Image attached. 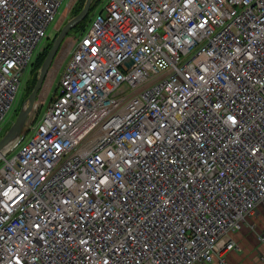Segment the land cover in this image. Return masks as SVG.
Returning <instances> with one entry per match:
<instances>
[{"label": "built area", "instance_id": "built-area-1", "mask_svg": "<svg viewBox=\"0 0 264 264\" xmlns=\"http://www.w3.org/2000/svg\"><path fill=\"white\" fill-rule=\"evenodd\" d=\"M63 2L0 0V130ZM263 202L264 0H106L0 156V264L223 262Z\"/></svg>", "mask_w": 264, "mask_h": 264}, {"label": "rangeland", "instance_id": "rangeland-1", "mask_svg": "<svg viewBox=\"0 0 264 264\" xmlns=\"http://www.w3.org/2000/svg\"><path fill=\"white\" fill-rule=\"evenodd\" d=\"M76 0H64V2L62 3V6L60 7L59 13L57 14L56 20L55 22L49 26L48 28V37L49 40L48 41H52L53 37L55 35V33H59V31L62 29V27L67 23V21L72 18L73 16H71L70 14V10L73 6V4L75 3ZM82 36V32L78 31L77 29H73L70 30L68 32V34L65 36V38L63 39V43H62V47L59 51V54L56 58V60L54 61V63L52 64L51 68H50V72L44 82L43 88L40 92L39 98H38V105L37 108L35 109V111L33 112V117L36 113V110L39 108L40 106V116L43 115V113L46 111L47 106L49 105V103L47 104V102L51 99H53V97L55 96L58 88H59V78H60V74H61V70L63 67V61H65L71 52V48H72V43H73V39H79ZM47 41V42H48ZM46 45L45 41L43 42V44L39 47L37 54L39 52H41V50L43 49V47ZM27 74L25 75V77L22 80V84L20 87V96H22L26 89V83H27V78L29 77V72H30V68L29 70H27ZM21 99L19 104L14 105V112L13 110L9 113V115L6 117L5 122L2 125V128L0 130V137L7 131V129L10 127V125L12 124V122L14 121L16 115H17V111L19 110L20 107H22L21 105ZM14 115V116H13ZM32 117V118H33ZM30 122L29 121L26 125V127L24 128V131L27 130V128H29L30 126ZM29 132L27 133V137L29 136Z\"/></svg>", "mask_w": 264, "mask_h": 264}, {"label": "water", "instance_id": "water-1", "mask_svg": "<svg viewBox=\"0 0 264 264\" xmlns=\"http://www.w3.org/2000/svg\"><path fill=\"white\" fill-rule=\"evenodd\" d=\"M92 1L93 0H85L84 6L81 11L67 21V23L62 27V29L59 31L56 38L54 39L52 46L38 71L37 80L31 93L23 102L22 107L19 109L10 127L0 138V156L6 154L8 150L19 141L27 123L29 121H32V115L35 109L37 108V101L40 92L50 72V68L59 54V51L62 47L63 39L70 30H72L86 18L91 7Z\"/></svg>", "mask_w": 264, "mask_h": 264}, {"label": "crops", "instance_id": "crops-1", "mask_svg": "<svg viewBox=\"0 0 264 264\" xmlns=\"http://www.w3.org/2000/svg\"><path fill=\"white\" fill-rule=\"evenodd\" d=\"M229 237L235 247L226 253L223 262L214 257L211 262L197 264H264V202Z\"/></svg>", "mask_w": 264, "mask_h": 264}, {"label": "trees", "instance_id": "trees-1", "mask_svg": "<svg viewBox=\"0 0 264 264\" xmlns=\"http://www.w3.org/2000/svg\"><path fill=\"white\" fill-rule=\"evenodd\" d=\"M105 2H106V0H93L92 1V4H91V7L89 9L88 15L86 16V18L82 22H80L76 27H74L73 29H77V32L78 31H81L82 33L85 32V30L87 29V27L89 25V22L91 21V18L93 16V14L95 12L101 10V7H102V5ZM84 3H85V0H76L75 3L73 4L71 10H70L71 16L77 15L81 11V9L83 8ZM57 34L55 33L52 41H48L50 37H47L46 38V40H45L46 45L43 47V49L41 50V52H39L35 56L34 60L29 65V67H28L27 70H29V68H30V72H29V77L27 78L26 89H25L24 93H22L23 94L22 96H20V91H19L18 99H17V102L15 103L16 104V107H17V104H19L20 99L22 100L21 101V105H22V103L27 99V97L31 93V91H32V89H33V87H34V85L36 83V80H37L38 71H39L42 63L44 62V60H45V58H46V56H47V54H48V52H49V50H50V48L52 46V43H53L54 39L56 38ZM52 100L53 99L49 100L47 102V104L50 103ZM14 110H15V108H14ZM14 110H13V112H14ZM18 111H17V113H18ZM39 111H40V106L36 110V113H35L34 118H33V121H32V126L35 125L37 123V121L39 120V118H40Z\"/></svg>", "mask_w": 264, "mask_h": 264}, {"label": "snow or ice", "instance_id": "snow-or-ice-1", "mask_svg": "<svg viewBox=\"0 0 264 264\" xmlns=\"http://www.w3.org/2000/svg\"><path fill=\"white\" fill-rule=\"evenodd\" d=\"M228 120H230V121H232L233 122V124H235L236 123V118L234 117V116H228ZM37 227H40V225H37ZM81 243H84V241H81Z\"/></svg>", "mask_w": 264, "mask_h": 264}, {"label": "flooded vegetation", "instance_id": "flooded-vegetation-1", "mask_svg": "<svg viewBox=\"0 0 264 264\" xmlns=\"http://www.w3.org/2000/svg\"><path fill=\"white\" fill-rule=\"evenodd\" d=\"M63 63H64V61H63ZM63 63H62V64H63ZM31 122H32V121H31ZM31 122H30V123H31Z\"/></svg>", "mask_w": 264, "mask_h": 264}]
</instances>
